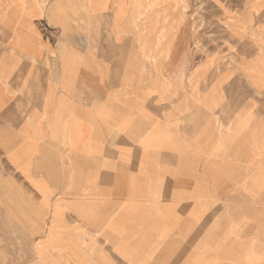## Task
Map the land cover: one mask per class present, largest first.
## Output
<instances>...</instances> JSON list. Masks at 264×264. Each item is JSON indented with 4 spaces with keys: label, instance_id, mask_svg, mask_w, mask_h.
I'll use <instances>...</instances> for the list:
<instances>
[{
    "label": "crops",
    "instance_id": "0c3cea01",
    "mask_svg": "<svg viewBox=\"0 0 264 264\" xmlns=\"http://www.w3.org/2000/svg\"><path fill=\"white\" fill-rule=\"evenodd\" d=\"M15 2L0 6V209L15 194L36 211L20 225L34 254L78 235L131 264L189 242L182 264H264L262 80L161 41L133 0Z\"/></svg>",
    "mask_w": 264,
    "mask_h": 264
},
{
    "label": "rangeland",
    "instance_id": "374dc122",
    "mask_svg": "<svg viewBox=\"0 0 264 264\" xmlns=\"http://www.w3.org/2000/svg\"><path fill=\"white\" fill-rule=\"evenodd\" d=\"M3 5L4 0H0V6ZM15 6V12H18V0ZM133 8L134 23L142 22L146 13L154 14L149 22L148 19L143 22L145 26H156V36L160 35L161 41L164 38L170 43L184 38L198 48L205 61L212 62L219 70L232 69L233 66L240 70L249 68L252 82L262 80L263 97L260 101L263 105L257 111L263 110L264 120V0H133ZM252 138L264 140L263 135L254 136V132ZM3 173L5 164L0 157V191ZM5 200L16 209H0V264H131V260L115 257L109 245L85 244L80 242L78 235L73 239H58L56 243L49 241L45 245L49 252L34 254V242L26 237L24 227L20 225L28 217H34L36 211L20 210L19 195H7ZM95 245L104 246L102 252ZM176 245L175 249L169 246L171 257H147L144 258L145 264H182L193 244ZM43 248L41 244L34 245L36 252Z\"/></svg>",
    "mask_w": 264,
    "mask_h": 264
}]
</instances>
